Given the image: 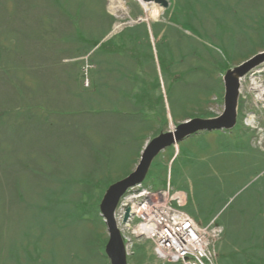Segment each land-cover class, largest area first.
Segmentation results:
<instances>
[{"label": "rangeland", "instance_id": "rangeland-1", "mask_svg": "<svg viewBox=\"0 0 264 264\" xmlns=\"http://www.w3.org/2000/svg\"><path fill=\"white\" fill-rule=\"evenodd\" d=\"M169 1L0 0V264H111L105 190L264 50V0ZM241 82L233 133L188 138L170 172L217 264H264V63ZM127 235L128 264H175Z\"/></svg>", "mask_w": 264, "mask_h": 264}, {"label": "water", "instance_id": "water-1", "mask_svg": "<svg viewBox=\"0 0 264 264\" xmlns=\"http://www.w3.org/2000/svg\"><path fill=\"white\" fill-rule=\"evenodd\" d=\"M144 1H153L165 8L169 6L168 0ZM263 62L264 52H260L252 59L229 69L224 77L225 105L224 111L220 116L215 118H193L179 124L175 130L161 133L147 144L136 169L125 178L109 186L101 201L100 210L109 232V240L105 250L111 264H128L126 242L115 216L121 198L129 189L145 181L154 159L165 149L200 131L229 130L234 128L238 120L241 78ZM130 213L131 208L127 207L124 222L128 221Z\"/></svg>", "mask_w": 264, "mask_h": 264}, {"label": "built area", "instance_id": "built-area-1", "mask_svg": "<svg viewBox=\"0 0 264 264\" xmlns=\"http://www.w3.org/2000/svg\"><path fill=\"white\" fill-rule=\"evenodd\" d=\"M172 199L166 193H152L148 198L142 199L136 210L137 216L141 219L139 226L142 227L143 234L154 239L159 256L171 261L190 257L202 264L200 258L210 259L212 254L197 248H191L188 252L182 250V246L192 242V239L190 233L185 231L183 223V218L187 214L173 207ZM193 240L199 241L201 245L205 244L200 234ZM184 264L195 263L186 261Z\"/></svg>", "mask_w": 264, "mask_h": 264}, {"label": "bare ground", "instance_id": "bare-ground-1", "mask_svg": "<svg viewBox=\"0 0 264 264\" xmlns=\"http://www.w3.org/2000/svg\"><path fill=\"white\" fill-rule=\"evenodd\" d=\"M142 1H144V0H142ZM144 3V2H143ZM144 5L146 6V4L144 3ZM162 6V5H161ZM163 7V6H162ZM156 10V9H155ZM152 13H153V11H152ZM154 14L155 15H157L158 14V12L156 11H154ZM87 87H90L89 86V84L87 85ZM137 167V166H136ZM136 169V168H135ZM131 174V173H130ZM128 176V175H127ZM126 177V176H125ZM124 177V178H125ZM123 179V178H122ZM121 180V179H120ZM119 181V180H118ZM117 182V181H116ZM115 183V182H114ZM113 184V183H112ZM110 186V185H109ZM109 188V187H108ZM107 188V189H108ZM133 188H138V189H144L145 188V185L144 184H140V185H137V186H135V187H133ZM106 189V190H107ZM106 190H105V192H106ZM134 191V190H133ZM142 194H139V195H136V197L139 199V197L141 196ZM130 205V208H131V210L134 208V209H136L137 208V200H133V199H131V198H121V200H120V203H119V206L117 207V210H116V214H115V216H116V220H117V222H118V217H119V209H121L122 207H123V205ZM184 213H189L188 211H187V209H185L184 211H183ZM102 219H103V221H104V223H106L105 222V219H104V217H102ZM129 219H131V220H138L139 219V217L137 216V213H131L130 214V217H129ZM183 223H184V225H185V231H187V232H189L190 233V235H191V239H192V242H190V243H187L186 245H183L182 246V250L183 251H185V252H188V251H190V249L191 248H194V249H200L201 251H203V252H214L209 246H206V244H204V245H201L200 244V242L199 241H195V242H193L194 240V238L195 237H198V234H200L201 236H203V234L204 233H202L201 232V224L189 213V214H187L186 216H185V218H183ZM204 238V237H203ZM219 254V253H218ZM188 259V258H187ZM200 260L202 261V264H217L216 263V261H215V258H213V257H210V259H203V258H200ZM189 262L190 263H195V264H200L199 262H198V260H196V259H190L189 260Z\"/></svg>", "mask_w": 264, "mask_h": 264}, {"label": "trees", "instance_id": "trees-1", "mask_svg": "<svg viewBox=\"0 0 264 264\" xmlns=\"http://www.w3.org/2000/svg\"><path fill=\"white\" fill-rule=\"evenodd\" d=\"M156 27V26H155ZM138 29H140V27H138L136 30H138ZM2 58V52H0V59ZM1 66V65H0ZM226 69H228V68H226ZM212 116V115H211ZM164 166V165H163ZM161 168H162V165H161ZM154 174V173H153ZM153 174L151 175V176H153ZM157 175V174H156ZM160 177H161V181H160V185H165V180L163 179V177H162V175L160 174ZM87 184H89L90 185V183H87ZM100 213V207H99V211H98V215H99V217H100V220H101V222L104 224V221H103V219H102V217H101V215L99 214ZM97 241H99V242H101L100 243V245H98V248H100V252L103 254V256H104V258H106V254H105V249H104V247H105V243H106V240H104V239H98ZM96 244H97V242H96ZM144 247V246H143ZM142 248V246H139V244L137 245L136 244V254H142V252H145V250H146V248L145 249H143ZM12 258H13V255H12ZM44 264H45V262H44Z\"/></svg>", "mask_w": 264, "mask_h": 264}]
</instances>
